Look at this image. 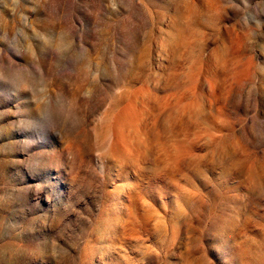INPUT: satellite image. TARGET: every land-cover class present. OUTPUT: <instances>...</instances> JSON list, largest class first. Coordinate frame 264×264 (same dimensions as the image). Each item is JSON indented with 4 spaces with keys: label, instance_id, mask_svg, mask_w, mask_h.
<instances>
[{
    "label": "rangeland",
    "instance_id": "1",
    "mask_svg": "<svg viewBox=\"0 0 264 264\" xmlns=\"http://www.w3.org/2000/svg\"><path fill=\"white\" fill-rule=\"evenodd\" d=\"M0 264H264V0H0Z\"/></svg>",
    "mask_w": 264,
    "mask_h": 264
}]
</instances>
